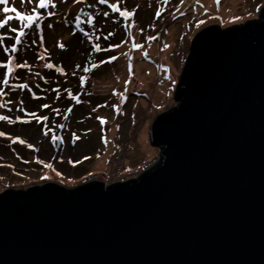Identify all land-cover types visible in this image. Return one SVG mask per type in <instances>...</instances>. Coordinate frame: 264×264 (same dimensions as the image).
<instances>
[{
  "label": "water",
  "instance_id": "water-1",
  "mask_svg": "<svg viewBox=\"0 0 264 264\" xmlns=\"http://www.w3.org/2000/svg\"><path fill=\"white\" fill-rule=\"evenodd\" d=\"M138 177L0 190V264H264V6L191 40Z\"/></svg>",
  "mask_w": 264,
  "mask_h": 264
},
{
  "label": "rangeland",
  "instance_id": "rangeland-1",
  "mask_svg": "<svg viewBox=\"0 0 264 264\" xmlns=\"http://www.w3.org/2000/svg\"><path fill=\"white\" fill-rule=\"evenodd\" d=\"M57 7L47 9L38 8V0H34L37 10L46 16L48 11L56 12L53 17H48L41 22L44 30V45L50 54V62L62 65L67 76H62L55 69H47L44 64L49 61L38 60L36 54L42 52L37 39L33 45L32 29H25L28 33L22 37V43L17 45L16 53H5L3 47H11L14 40L11 39L14 33L8 31L10 27L20 26V22L13 20L5 28L0 29V34H5L3 45H0V62L7 64L9 58L14 57L13 72L8 73L7 67H0V90L5 94L0 95V102L5 107H0V115H8L15 119L17 116L31 120L30 124L17 122L10 124L0 121V131L7 133L0 136V190L5 188L25 189L34 184L45 182H57L62 186H72L78 183L87 174L101 173L108 169V161L112 154L123 147L125 161L130 165L136 164L149 157L159 155V149L152 146L149 140V129L154 118L177 104L174 99L178 77L180 76L190 43L195 33L202 27L210 24H218L222 28L232 24L243 23L246 20L258 18L264 0H169L167 5L158 3L157 0H120L121 10L125 7L132 11L135 16L128 18L127 23L132 24L133 19L136 26L131 28L132 36H128L129 29L124 27V18L119 13H112L107 5H98L100 15L95 16L96 34L100 35L101 47L121 44L122 46L108 53H95L93 60L99 62L110 56H117L118 59L110 64H104L93 69L90 73H83L91 46L88 43H81L85 38L76 29L75 24H65V19H71L75 11L71 0L67 5L54 0ZM89 3H96V0H88ZM118 0H109V3H117ZM139 5L137 8L136 6ZM150 5V6H149ZM9 7H16L18 11L30 12L32 5H22L19 0H9ZM77 5L76 7H83ZM3 6H0L2 8ZM163 8L160 19L155 18V12ZM179 9V11H177ZM93 11L92 9H87ZM110 13L109 17L102 15L103 11ZM175 13V19L173 14ZM95 15V12L93 13ZM7 15H15L8 13ZM239 17L240 19H235ZM85 22L83 27L90 34L93 25L87 24V17H82ZM204 21V23H200ZM48 24L54 25L52 29ZM155 24V28L149 25ZM35 27V25L33 26ZM141 29H145L141 33ZM75 32V35L73 33ZM110 32L115 34L104 40V35ZM18 34V33H17ZM153 41H147L146 37L156 36ZM133 38L135 43L143 45V48H132ZM95 40V36L93 37ZM127 43H122L123 41ZM26 41V43H25ZM65 44V50H60L57 43ZM167 45V47H165ZM148 56L143 55L144 52ZM127 53L128 55H124ZM129 57H131L132 73L128 70ZM27 60L32 65L29 69H17L15 63H22ZM76 64L81 66L77 76L72 75ZM163 66V67H161ZM91 67V65H89ZM40 73L36 76L35 73ZM86 75L89 77L85 84V92H92L88 96L81 93L80 99L85 103L75 105L68 120H63L64 110L75 102L67 99L65 88H71L75 95L80 90L78 77ZM44 77L51 83H45ZM119 77V80H117ZM170 77V78H169ZM7 78L9 84L6 86L2 80ZM130 79L127 85V101L122 105V115H116L112 105L120 104V97L113 96V91L123 93L125 81ZM27 83L29 89H14L12 85ZM36 85H39L37 88ZM59 88L61 97L55 100L56 93L51 89ZM33 93L35 94L34 98ZM23 101L25 112H21L20 101ZM11 101L12 103H7ZM50 104L52 108L61 109V115L56 116L51 108L42 109L43 104ZM107 103V107H101L96 112L93 108L97 105ZM36 112L40 116L48 115V126L53 127L52 121L57 124L65 123L64 129H56L58 135H62L64 143L60 147L51 144L50 136L42 135V123H37L28 113ZM97 117L106 118L107 123L101 124ZM119 125V129H117ZM91 129V131H88ZM80 136V140L72 143V133ZM21 137L27 143L34 145L28 148L27 144L12 143L11 138ZM108 143L105 144L104 137ZM35 149H39L36 151ZM88 157L89 159H84ZM51 163L52 168L46 167L38 162ZM72 161L70 163L69 161ZM79 161V163H77Z\"/></svg>",
  "mask_w": 264,
  "mask_h": 264
},
{
  "label": "snow or ice",
  "instance_id": "snow-or-ice-1",
  "mask_svg": "<svg viewBox=\"0 0 264 264\" xmlns=\"http://www.w3.org/2000/svg\"><path fill=\"white\" fill-rule=\"evenodd\" d=\"M20 4L22 5H32L30 12H21L18 11L16 7H9V0H0V6H3L2 8H0V29L5 28L6 25H9L11 21L13 20H17L20 22V26L18 27H10V29H8V31H10L11 33H14L16 35H14L13 37H11V39L14 40V43L11 45V47H3V52L5 53H16L17 52V45H20L22 43V37H26L28 35V33L25 32V29H32V41L31 43L33 45L37 44V39L39 41V45L41 48H43L44 45V40H45V36H44V30L41 27V22L48 18V17H53L56 15V12L53 11H48L46 16L42 15V13L40 11L37 10V7L34 5V0H19ZM61 3L67 5L69 3V0H60ZM158 3H161L163 5H167L169 3V0H157ZM72 6L75 8V11H72V8L69 9V11L72 13V18L71 19H65L64 23L65 24H75V27L77 30H79L80 33L83 34V37L85 38L84 40L81 41V43H88L91 46V52L88 54L85 66L83 67L82 71L83 73H90L93 69L99 68L100 66L104 65V64H110L114 61H116L118 59L117 56H110L107 59H102L99 62H96L93 60V54L95 53H108L110 51H113L114 49H117L119 47H121V44H117V45H112L111 43L108 44L107 47L102 48L100 43H98L97 41L100 40V35L96 34V29H95V16L96 15H100L101 11L97 8V4L98 5H107L108 8L111 9L112 13H119L120 17L124 18V27L129 29L128 31V36L131 37L132 36V32H131V28L136 26V21L133 19L132 24L129 25L127 23L128 18L130 17H134L135 16V11L136 9L134 8L132 11H129L126 7L121 10V7L119 6L120 0H118L117 3H109V0H96V3H89L88 0H71ZM181 3H183V0H181ZM217 5H219L220 0H216ZM77 5H84L83 7H76ZM49 6H51V8H56L57 5L54 2V0H38V8L43 10V9H47L49 8ZM150 6V5H149ZM137 8L139 7V5L136 6ZM87 9H92L93 11H88ZM164 9H158L155 12V18L156 19H160L162 16ZM177 11H179V9H177ZM15 13V15H7L8 13ZM95 12V15L93 14ZM102 15L104 17H109L110 13L108 11H103ZM82 17H87V24L89 25H93V31L90 34L88 31H85L84 28L81 27V24L84 22L82 21ZM173 19H175V13L173 14ZM235 19H240L239 17H236ZM200 23H204V21H200ZM35 25V27H33ZM47 27L49 29H52L54 27V25L52 24H48ZM149 27L155 28V24L149 25ZM145 31V29H141V33H143ZM18 33V34H17ZM115 33L114 32H110L107 35H104V40H109V37L113 36ZM73 35H75V32L73 33ZM157 34L156 36H148L146 37L147 41H153L156 40L158 38ZM95 36V40H93V37ZM5 34H0V45H3V42L5 41ZM26 43V41H25ZM122 43H127V41H123ZM57 47L60 50H65L66 46L64 43L62 42H58L57 43ZM165 47H167V45H165ZM132 48L135 49H140L143 48V45L135 43V40L133 38V43H132ZM48 52V50L46 48H43L42 52H38L36 54V57L38 60H45V61H49L46 62L44 64V67L47 69H55L56 72L60 73V75L62 76H67V72L65 71L64 67L62 65L57 66L55 64H53L52 62H50V54L46 55V53ZM124 55H128L127 53H125ZM143 55L145 57L148 56V53L145 51L143 53ZM13 63H14V57L13 58H9L7 61V64H3L2 62H0V67H7L8 69V73L11 74L13 72ZM89 65H91V67H89ZM15 68L17 69H29L31 70L32 65H30L28 63L27 60H24L22 63H15L14 65ZM163 67V66H161ZM128 70L129 73L131 75L132 73V63H131V57H129V63H128ZM81 71V66L79 64H76L73 71H72V75L73 76H77V73ZM36 76H40V73H35ZM41 79L44 80L45 83H51V81L47 80L44 77H40ZM170 78V77H169ZM79 79V83H80V90L74 95L72 92L71 88H65L63 90V92L67 93V99L74 101L75 103L71 106H69L67 109L64 110V115H63V120H68L70 114L73 111V107H75V105L78 104H82L85 103V101L80 99V95L81 93H84L88 96L93 95L92 92H85V84L87 82V80L89 79L88 76L86 75H80L78 77ZM117 80H119V77H117ZM130 79L128 81H125V90L123 93L118 92V91H113L112 95L113 96H119L120 99V104L119 105H112V108L115 111V114L118 115H122V105L127 101L128 97H127V85L130 83ZM2 83L4 85H8L9 84V80L7 78L2 80ZM36 87L38 88L39 85H36ZM12 88L14 89H29V85L27 83H19V84H15L12 85ZM30 90V89H29ZM52 92L56 93L55 96V100H59L62 93L61 90L57 87V88H53L51 89ZM5 93L0 90V95H4ZM34 98H39V97H35V94L33 93ZM7 103H12L11 101H8ZM6 105L2 102H0V107H5ZM107 103L102 104V105H97V108H93L92 111L96 112L99 108L101 107H107ZM42 109H49L51 108L52 112L55 113L56 116H60L61 115V109L59 108H52V106L50 104H43L40 106ZM21 112H25L26 110L23 108V101H20V108L18 109ZM28 116L32 117L38 124L42 123L43 124V128L41 129L42 135L45 137H49V134L51 133L50 136V141L51 144L56 146L57 148L60 147V145H62L64 143V138L62 135H58L56 132V129H64L67 127V125L65 123H59L57 124L55 122V120L52 121L53 127H49L48 126V122H49V116L48 115H44V116H40L38 115L36 112H31L27 114ZM97 119L100 121V123L106 124L107 120L106 118L103 117H97ZM0 121H6L10 124H15L17 122H21V123H25V124H30L31 120L27 119V118H23L21 116H17L15 117V119L11 118L8 115H0ZM117 129H119V125L116 126ZM88 131H91V129H89ZM8 135L7 133L0 131V136H6ZM72 143H75L76 141L80 140V136H78L75 132L72 133ZM11 142L12 143H17L19 142L20 144H27L28 148H34L35 146L27 143L26 140L22 139L21 137L17 136L15 138H11ZM104 142L105 144L108 143L107 141V137L105 136L104 138ZM36 151H39V149H35ZM84 159H89L88 157H85ZM39 163L44 164L46 167L48 168H52L53 165L51 163H47L45 164L44 161H40L38 160ZM70 163H72V161H69ZM77 163H79V161H77Z\"/></svg>",
  "mask_w": 264,
  "mask_h": 264
},
{
  "label": "built area",
  "instance_id": "built-area-1",
  "mask_svg": "<svg viewBox=\"0 0 264 264\" xmlns=\"http://www.w3.org/2000/svg\"><path fill=\"white\" fill-rule=\"evenodd\" d=\"M123 147L121 146L118 151L114 152L109 158L107 163L108 169L101 173H93L87 174L84 178L81 179L78 183L72 184V186H76L82 183H86L91 180L102 181L103 184L108 185L115 181H125L132 177H138L143 171L157 163L160 154L155 157H149L141 162L130 165L125 161L127 159L123 155Z\"/></svg>",
  "mask_w": 264,
  "mask_h": 264
},
{
  "label": "trees",
  "instance_id": "trees-1",
  "mask_svg": "<svg viewBox=\"0 0 264 264\" xmlns=\"http://www.w3.org/2000/svg\"><path fill=\"white\" fill-rule=\"evenodd\" d=\"M85 25H86L85 22H83V23L81 24V27L83 28Z\"/></svg>",
  "mask_w": 264,
  "mask_h": 264
}]
</instances>
